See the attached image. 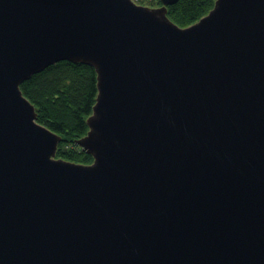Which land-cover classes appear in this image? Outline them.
<instances>
[{
  "label": "water",
  "instance_id": "obj_1",
  "mask_svg": "<svg viewBox=\"0 0 264 264\" xmlns=\"http://www.w3.org/2000/svg\"><path fill=\"white\" fill-rule=\"evenodd\" d=\"M176 1L0 0V264H264V0ZM65 59L89 163L20 87Z\"/></svg>",
  "mask_w": 264,
  "mask_h": 264
},
{
  "label": "trees",
  "instance_id": "obj_2",
  "mask_svg": "<svg viewBox=\"0 0 264 264\" xmlns=\"http://www.w3.org/2000/svg\"><path fill=\"white\" fill-rule=\"evenodd\" d=\"M216 0H177L167 5L168 17L188 26L207 14ZM154 0L150 5H161ZM97 72L93 65L60 60L34 73L21 83L24 95L35 105L38 120L62 136L57 157L89 163L94 157L76 143L84 136L87 119L98 94Z\"/></svg>",
  "mask_w": 264,
  "mask_h": 264
},
{
  "label": "built area",
  "instance_id": "obj_3",
  "mask_svg": "<svg viewBox=\"0 0 264 264\" xmlns=\"http://www.w3.org/2000/svg\"><path fill=\"white\" fill-rule=\"evenodd\" d=\"M133 1L139 4H145V3L153 2L154 0H133Z\"/></svg>",
  "mask_w": 264,
  "mask_h": 264
}]
</instances>
